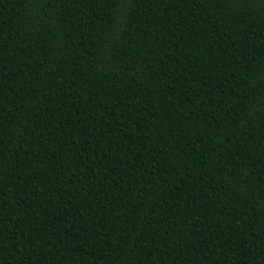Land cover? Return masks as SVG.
<instances>
[{
    "label": "trees",
    "instance_id": "16d2710c",
    "mask_svg": "<svg viewBox=\"0 0 264 264\" xmlns=\"http://www.w3.org/2000/svg\"><path fill=\"white\" fill-rule=\"evenodd\" d=\"M0 264H264V0H0Z\"/></svg>",
    "mask_w": 264,
    "mask_h": 264
}]
</instances>
